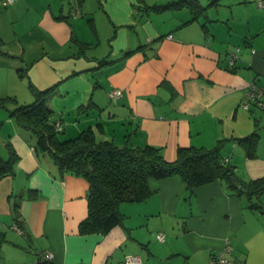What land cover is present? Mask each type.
Masks as SVG:
<instances>
[{
  "label": "crops",
  "instance_id": "0c3cea01",
  "mask_svg": "<svg viewBox=\"0 0 264 264\" xmlns=\"http://www.w3.org/2000/svg\"><path fill=\"white\" fill-rule=\"evenodd\" d=\"M88 1L4 6L0 69L19 90L0 97L26 105L35 90L53 87L46 103L66 135L91 126L99 139L157 147L167 161L179 147L220 144L239 180L264 177V110L239 106L250 82L264 84V0H196V16L180 0ZM252 134L248 156L239 140ZM10 153L12 170L0 177V264H31L47 250L54 264H125L129 255L142 264H210L218 252L264 264V193L253 197L256 209L220 179L189 191L180 176L150 178L148 196L119 204V224L81 234L88 181L59 170L9 111L0 116V158Z\"/></svg>",
  "mask_w": 264,
  "mask_h": 264
},
{
  "label": "trees",
  "instance_id": "16d2710c",
  "mask_svg": "<svg viewBox=\"0 0 264 264\" xmlns=\"http://www.w3.org/2000/svg\"><path fill=\"white\" fill-rule=\"evenodd\" d=\"M179 3L187 4L194 16L203 9L196 0H180ZM52 92L53 87L35 90L32 103L11 109L10 113L17 125L32 134L35 148L47 151L59 170L73 172L88 181L87 215L78 227L81 234H105L119 224L122 219L119 204L148 196L150 178L177 175L185 181L189 191L220 179L231 192L245 196L249 207L260 208L253 197L264 193V177L239 180L233 167L223 160L220 144L211 149L179 147L175 160L167 161L157 147L132 146L126 141L118 145L111 139H99L91 126H86L74 137L61 139L52 120L53 110L46 103ZM5 99L0 97V108ZM239 142L244 143L247 155L253 156L254 134ZM12 155L10 153L6 160L0 158V177L11 172ZM42 253L31 264H54L52 259H42Z\"/></svg>",
  "mask_w": 264,
  "mask_h": 264
},
{
  "label": "built area",
  "instance_id": "2783aa9c",
  "mask_svg": "<svg viewBox=\"0 0 264 264\" xmlns=\"http://www.w3.org/2000/svg\"><path fill=\"white\" fill-rule=\"evenodd\" d=\"M16 0H1V4L3 6H8L10 4H13ZM261 1H258V5H261ZM74 14H77L78 11H73ZM238 56L237 50L235 52L230 53L229 55V62L233 63L234 59H236ZM120 92L118 90H113L110 92L111 96H118ZM252 105L257 106L258 108L264 110V85L256 83L254 81L250 82L242 96V98L239 101V106L245 110H248ZM54 127L56 131H59L61 129V126L59 122L54 123ZM13 227L18 231L21 232V230L13 225ZM156 238L158 240H163L164 235L163 233L159 232L156 234ZM42 259L44 260H51L53 257V253L51 251H44L41 254ZM125 264H142L139 257L135 255H129L125 257L124 260ZM210 264H246L244 262H241L236 259H229L224 256L222 252L215 253L211 256Z\"/></svg>",
  "mask_w": 264,
  "mask_h": 264
},
{
  "label": "rangeland",
  "instance_id": "374dc122",
  "mask_svg": "<svg viewBox=\"0 0 264 264\" xmlns=\"http://www.w3.org/2000/svg\"><path fill=\"white\" fill-rule=\"evenodd\" d=\"M221 1V5H224V4H226V3H228L229 2V0H220ZM88 2H90V4H93L94 3V1L93 0H89ZM84 5H86V3L84 4ZM5 11L6 10V7H4V6H2V5H0V11ZM77 11L79 12V10L77 9ZM83 14V13H82ZM89 14V13H88ZM85 16V18L84 19H86L89 15H85V14H83V17ZM18 26V25H17ZM8 31H9V29H8ZM10 31H11V29H10ZM9 31V32H10ZM106 33V29L105 28H99V34L101 35V37L104 35ZM7 34V33H6ZM11 34V33H10ZM101 40L103 41V44L102 45H104V40H103V38H101ZM10 47H12V46H10V43L8 44L7 43V48H9V49H11ZM101 47H104V46H101ZM12 50V49H11ZM98 51V50H97ZM6 60V59H5ZM8 61V60H7ZM2 63H4V60H2V59H0V64H2ZM1 67V66H0ZM3 69H0V90H2L3 91V93H5V92H11V91H13L14 89L15 90H19V86L17 85V82L14 80V79H9L8 78V76H7V71H2ZM18 75V74H17ZM19 76V75H18ZM5 102H4V105H3V107L0 109V116L1 115H3V114H5V113H7L8 114V112L9 111H11V109H14V108H17V107H19V106H21V104L20 105H16L13 101H12V99H14V96L12 95V96H5ZM71 125L69 124V123H65V125H64V128L65 129H67V128H69ZM94 128H97L95 125H94ZM60 131V130H59ZM78 132V131H77ZM77 133H74V134H72V135H70L69 133L66 135V131L63 129L62 131H60L59 132V137L61 138V139H65V138H69V137H74L75 135H76ZM116 138H119V136L118 135H116ZM117 140H119V139H117ZM115 142V141H114ZM116 144H118V145H120L121 143H120V141H116L115 142ZM0 259H2L1 257H0Z\"/></svg>",
  "mask_w": 264,
  "mask_h": 264
},
{
  "label": "water",
  "instance_id": "95a60500",
  "mask_svg": "<svg viewBox=\"0 0 264 264\" xmlns=\"http://www.w3.org/2000/svg\"><path fill=\"white\" fill-rule=\"evenodd\" d=\"M238 187L240 188V185H238Z\"/></svg>",
  "mask_w": 264,
  "mask_h": 264
}]
</instances>
